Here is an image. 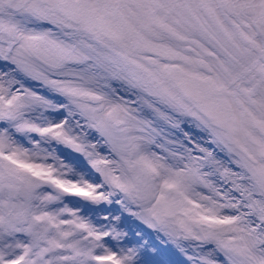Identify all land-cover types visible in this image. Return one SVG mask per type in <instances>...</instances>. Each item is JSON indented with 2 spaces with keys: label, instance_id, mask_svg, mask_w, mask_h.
I'll list each match as a JSON object with an SVG mask.
<instances>
[{
  "label": "rangeland",
  "instance_id": "1",
  "mask_svg": "<svg viewBox=\"0 0 264 264\" xmlns=\"http://www.w3.org/2000/svg\"><path fill=\"white\" fill-rule=\"evenodd\" d=\"M38 10L0 0V264H264V137L250 126L264 122V0H253L252 58L232 55L216 30L211 41L192 29L195 57L208 62L209 89L230 105L225 123L246 155L179 93L173 106L164 90L130 89L141 96L135 107L105 91L109 61L84 30L79 68L62 73L55 19L47 29ZM193 59L179 67L200 80ZM137 109L159 116L155 131L147 120L136 130L158 135L159 146L127 124ZM63 117L73 128L62 132Z\"/></svg>",
  "mask_w": 264,
  "mask_h": 264
},
{
  "label": "flooded vegetation",
  "instance_id": "2",
  "mask_svg": "<svg viewBox=\"0 0 264 264\" xmlns=\"http://www.w3.org/2000/svg\"><path fill=\"white\" fill-rule=\"evenodd\" d=\"M29 4H36L38 12L46 14L44 27L50 29V14L55 19L53 22L59 33L61 43V69L67 73L72 69L74 72L79 68L75 57L80 54V37L82 30L87 36H91L98 48L107 57L108 67L111 73L101 80V87L107 92H116L120 100L129 106L139 105L141 96L138 91L130 89L139 88L147 91L152 88L164 90L173 98V106L177 103L179 92L178 86L181 81H193L198 84L200 101L195 103L191 98L186 99L191 110L198 112L208 122L215 125L223 132L225 137L231 141L233 146L242 154L246 155L236 137H241L232 124H219L207 117L209 106L222 100L221 93L209 89L206 80L210 76V67L205 66L207 61L195 57L197 49L194 47L201 43L193 34V30L201 29L205 33L206 40H215L214 31L217 36L228 46L229 52L241 57H253V29L257 25L253 23V0H26ZM264 19V17H262ZM264 25V22H261ZM178 29H188L190 34L185 37H178ZM212 30V33L210 32ZM193 34V35H192ZM209 35V36H208ZM96 47V44H94ZM159 46L165 48L173 58L155 55L151 47ZM174 54L179 58H174ZM197 63L203 66L198 70L202 78L188 73L179 65L188 66ZM179 59V60H177ZM124 67L123 72L117 71L118 81L113 74L114 68ZM195 65V64H194ZM253 67V64H252ZM129 68L130 71H125ZM246 73V72H245ZM113 77V78H112ZM112 78V79H111ZM127 91V92H126ZM132 95H130V93ZM202 94V96H201ZM174 96V97H173ZM209 102L205 103L206 100ZM137 99V100H135ZM143 103V102H142ZM172 106H169L171 111ZM141 108V107H140ZM135 112L137 121L134 124L127 121L132 127L136 136L154 137V143L159 146L158 135L137 133V129H144L143 123L151 126L153 131L160 126L159 116L153 111L143 109ZM118 113L116 112L115 115ZM189 113H187L188 116ZM189 117V116H188ZM192 118V117H190ZM68 118L60 119L59 131H65ZM111 127L115 128L114 118L110 119ZM263 122V121H260ZM264 123V122H263ZM240 124V121H239ZM253 132L257 130V122L250 125ZM174 129L172 128L171 131ZM191 131V130H190ZM73 132L80 133L79 128ZM150 132V131H149ZM151 133V132H150ZM260 133V132H259ZM246 137H251L245 133ZM261 134V133H260ZM264 137L263 134H261ZM99 137L94 138L97 145ZM248 139V138H247ZM156 146V147H157ZM203 146L215 153L206 140ZM98 147V146H97ZM97 147L95 150H97ZM152 151L153 157L160 158L159 151ZM158 149V148H157ZM60 151V150H59ZM195 153V152H194ZM63 152L60 153L62 155ZM199 154V153H198ZM198 154L195 153L198 157ZM220 161V158L218 159ZM170 162V161H168ZM156 164V163H155Z\"/></svg>",
  "mask_w": 264,
  "mask_h": 264
},
{
  "label": "water",
  "instance_id": "3",
  "mask_svg": "<svg viewBox=\"0 0 264 264\" xmlns=\"http://www.w3.org/2000/svg\"><path fill=\"white\" fill-rule=\"evenodd\" d=\"M151 51L156 55H166L168 57L170 56L173 57L172 55L169 54V52H167L162 47H154L151 49ZM197 88H198L197 84L193 82H182L179 85V90L181 91V93L185 97L192 98L196 102L199 101V97L197 95V92L195 91V89ZM229 110H230V106L228 102L224 100L218 104L210 105L208 117L216 120L219 123H224L227 120ZM257 129L264 135V124L263 123L259 122L257 124ZM70 146L74 148L77 153L79 152V149L77 146L75 145H70ZM73 197L77 200H81L84 198V196L80 194H74ZM99 264H114V263L111 261L103 260Z\"/></svg>",
  "mask_w": 264,
  "mask_h": 264
},
{
  "label": "bare ground",
  "instance_id": "4",
  "mask_svg": "<svg viewBox=\"0 0 264 264\" xmlns=\"http://www.w3.org/2000/svg\"><path fill=\"white\" fill-rule=\"evenodd\" d=\"M58 122H60V120L58 121ZM73 126V121H71V120H69L68 122H67V124H66V127L65 128H68V127H72ZM73 128V127H72ZM75 129H77V124H75L74 123V130ZM92 146V148L93 149H96V147H97V145L93 142V144L91 145ZM182 152H183V154L181 155V158L179 159V163L180 164H182V165H186V163H187V159H189V153H188V151L186 152V150L185 149H183L182 150ZM188 153V154H187ZM194 156H196V155H194ZM157 159V158H156ZM158 160V159H157ZM155 161L157 164H159L160 165V167L161 168H164L161 164V162L160 161ZM110 160H108V162H109ZM61 164V163H60ZM170 164V162H168L167 163V165H169ZM115 180V179H114ZM212 193H214L215 195H217L215 192H214V190H212ZM217 198V197H216Z\"/></svg>",
  "mask_w": 264,
  "mask_h": 264
}]
</instances>
